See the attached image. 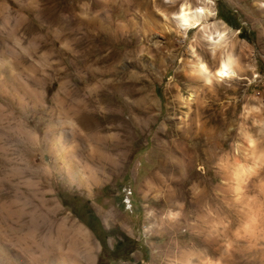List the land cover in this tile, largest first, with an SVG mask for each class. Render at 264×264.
Returning <instances> with one entry per match:
<instances>
[{"label":"rangeland","instance_id":"obj_1","mask_svg":"<svg viewBox=\"0 0 264 264\" xmlns=\"http://www.w3.org/2000/svg\"><path fill=\"white\" fill-rule=\"evenodd\" d=\"M46 1L0 0V264H264V157L241 153L264 155V0H214L243 70L211 87L192 66L222 52L168 20L183 0H82L112 30L72 37Z\"/></svg>","mask_w":264,"mask_h":264},{"label":"bare ground","instance_id":"obj_2","mask_svg":"<svg viewBox=\"0 0 264 264\" xmlns=\"http://www.w3.org/2000/svg\"><path fill=\"white\" fill-rule=\"evenodd\" d=\"M51 1L52 0H47L46 3H51ZM171 1H173L174 3V2H180L182 0H171ZM81 2L83 1L82 0H62L58 4V6L64 5L67 11L69 12L68 19L66 20L65 25L62 27V30L65 32V34L72 37L76 31L79 32L82 29L90 30L91 25H94V28H97L99 31H103V32H110L112 30V27L102 26V25L95 26L96 25L95 23L93 24H91V22L89 23V19L75 15L74 11L77 7L85 11V8H83L80 5L82 4ZM100 2H98L97 0H94L93 5L101 6L99 5ZM193 3H191V1L189 2V0H183V2L179 5L177 11L174 12L173 16L170 19H168L169 17H167V19L168 20L172 19L175 27L177 28L178 33L181 32V33L187 34V31L189 29L201 27V29L203 30L205 39L210 45L212 53L214 52L215 54V52L218 50L222 52V57L219 61L217 60L218 64L216 62L217 66L214 70L210 69L208 65L200 59L194 62L192 66L194 75L198 79H201L207 86L209 85L210 87L216 81L240 79L241 78L240 72H242L241 70H243V66L238 60V58L231 51V48H230L231 44L228 41L229 27L222 20L220 22H218L217 19L216 21H213V22L210 21L216 18V9L214 7V0H198V3L196 4H193ZM42 6L43 8H49V7H44V5ZM24 8L27 14H30L32 11H34V9H32L29 6L24 7ZM105 9L103 10L104 11L109 10V8L107 10ZM35 11H39L41 13V10L39 8ZM112 21H114V18ZM143 100L142 99L139 100V107L137 109H134V111H137V114L146 116L147 114H150V113H149V110L146 109L144 105L142 104L140 105L141 102L144 103ZM131 119H135V117H133L132 115ZM249 142L250 144L248 145V149H245V151H241L242 155L248 158L250 157L254 161L262 160L264 157L262 152L257 151L256 146H254L253 144L254 143L253 140L250 139ZM237 150L240 151V149L238 148ZM240 162L241 161H239L238 158H236L235 161L232 162V165H231L232 169L230 168L231 175L233 176L234 179H236L237 182H240L242 175H244L246 170L248 171L249 169H251V168H248L242 165ZM238 188H240L239 185H238Z\"/></svg>","mask_w":264,"mask_h":264},{"label":"trees","instance_id":"obj_3","mask_svg":"<svg viewBox=\"0 0 264 264\" xmlns=\"http://www.w3.org/2000/svg\"><path fill=\"white\" fill-rule=\"evenodd\" d=\"M218 15L225 20L227 23H229L231 26L235 27V28H241L242 26L240 25V23L237 21V19H235V14L233 13L232 10L226 8V11L223 9H219V13ZM88 215L90 216V219H95L97 221V225L98 228L99 226H103L102 221L100 220V218L95 214V212L92 210V208H90L87 211ZM89 225V224H88ZM89 227L93 230V232H95V234L97 235V237L99 238V240L102 243L103 246V252L108 253L109 256H115V258H119L118 253H121V247L123 246V244L125 242L129 241V238L124 235V241H118L115 245L114 250H110L108 243H107V235L103 238H100V236H98V228L96 229L93 225H89ZM131 250H125L124 253L127 255V258L130 259V254H131Z\"/></svg>","mask_w":264,"mask_h":264},{"label":"flooded vegetation","instance_id":"obj_4","mask_svg":"<svg viewBox=\"0 0 264 264\" xmlns=\"http://www.w3.org/2000/svg\"><path fill=\"white\" fill-rule=\"evenodd\" d=\"M89 225H93L96 229L98 228L97 221L95 219H89Z\"/></svg>","mask_w":264,"mask_h":264}]
</instances>
